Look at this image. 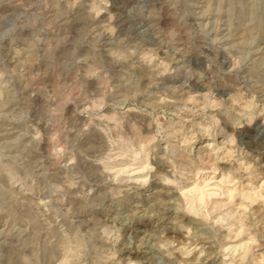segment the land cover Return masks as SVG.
Listing matches in <instances>:
<instances>
[{
  "label": "rangeland",
  "instance_id": "obj_1",
  "mask_svg": "<svg viewBox=\"0 0 264 264\" xmlns=\"http://www.w3.org/2000/svg\"><path fill=\"white\" fill-rule=\"evenodd\" d=\"M0 264H264V0H0Z\"/></svg>",
  "mask_w": 264,
  "mask_h": 264
},
{
  "label": "bare ground",
  "instance_id": "obj_2",
  "mask_svg": "<svg viewBox=\"0 0 264 264\" xmlns=\"http://www.w3.org/2000/svg\"><path fill=\"white\" fill-rule=\"evenodd\" d=\"M35 260V258H33L32 260H31V262H33Z\"/></svg>",
  "mask_w": 264,
  "mask_h": 264
}]
</instances>
